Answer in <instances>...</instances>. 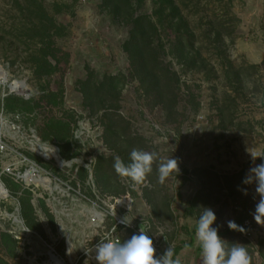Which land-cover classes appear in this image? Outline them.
Here are the masks:
<instances>
[{
  "label": "rangeland",
  "instance_id": "374dc122",
  "mask_svg": "<svg viewBox=\"0 0 264 264\" xmlns=\"http://www.w3.org/2000/svg\"><path fill=\"white\" fill-rule=\"evenodd\" d=\"M37 1L62 28L54 38L56 71L41 77L30 62L37 39L24 29L28 18L19 7L24 0H0V72L6 76L0 84V180L12 195L0 201V264L27 262L11 233L9 214L18 205L27 226L48 243L58 239L63 255L68 237L74 243L84 238L78 222L65 216L56 222L53 207L61 214H77L79 207L71 200L37 197L4 173L21 154L62 185L79 188L91 199L90 206L103 197L110 206L130 200L128 216L161 253L174 250L178 226L196 230L203 209L211 208L217 217L212 226L219 227L226 249L242 244L251 264H264V225L253 217L260 197L255 183H243L249 169L264 162V157H252L264 156V0H174L175 16L169 5L160 7L163 0ZM141 15L156 26L150 37L162 66L176 73L173 106L158 96V89L147 91L141 62L128 50L133 16ZM179 27L194 37L193 49L188 47L183 57L173 49ZM15 82L24 84V91H12ZM49 93L60 96L57 103ZM9 95L29 104L7 109ZM58 121L69 131L66 137L45 138ZM37 138L56 147L67 164L50 154L51 147H45L47 157L53 155L60 165L35 153L31 144ZM133 149L158 157L141 184L121 178L113 167L117 156L129 163ZM169 158L178 161L179 171L161 184L158 165ZM81 195L71 190L69 198ZM228 220L242 221L245 229L249 221L252 236L230 230ZM33 240L35 246L42 243ZM193 246L184 261L203 264L195 235Z\"/></svg>",
  "mask_w": 264,
  "mask_h": 264
},
{
  "label": "built area",
  "instance_id": "2783aa9c",
  "mask_svg": "<svg viewBox=\"0 0 264 264\" xmlns=\"http://www.w3.org/2000/svg\"><path fill=\"white\" fill-rule=\"evenodd\" d=\"M33 142L48 146L41 143L39 138ZM33 142L31 145L32 150L35 153L43 156V158L48 161L54 160L60 165L58 159L53 155L45 157L36 151L33 148ZM54 148L57 152V148ZM57 155L61 158L58 152ZM63 163L67 164L64 160ZM4 173L9 174L14 182L21 185L23 190H30L37 197L45 198L47 196L46 198L48 201H57L58 198H62L66 202L71 200L75 206L79 207L77 214L70 212L61 214L59 213L58 208L56 209L53 207V209H55L54 214L57 224H60L66 217V219H71L73 223L78 222L83 230V240H78L77 243H74L69 237L67 238L64 255L58 250V239H53V243H48L38 232L27 226L25 220L21 216L19 205L15 208L16 210L13 213L9 214L12 220L11 233L15 234L16 239L20 241L22 256L27 260L26 264H81L82 262H86L87 264H98L95 260V246L100 240L123 242L124 236L122 231L128 230L136 234L140 233L138 225L135 224L133 218L129 217L127 214L132 209V203L130 200L125 198L119 199L115 204L110 206L108 202L109 199L103 197L100 198L99 204L95 203L90 206L91 199L85 194L81 195V190L79 188L70 186L67 183L62 185L50 171L46 170L24 154H21L15 163L8 165L5 168ZM2 184L5 192L0 195V201L12 197L9 188H7L4 183ZM71 190L78 192L81 197L79 199H75L74 197L69 198ZM125 216H127L129 220H132L131 225L128 227H125L124 224L120 223L121 218ZM109 220L112 223L111 228L108 227ZM245 227L246 235L248 237L252 236V225L249 221L245 223ZM75 233L79 232L76 231ZM95 236H97V240H94ZM34 238H38L42 243H37V246H35ZM43 245L46 247L45 250H41L43 249ZM154 248L156 249V252L161 254L157 246H154Z\"/></svg>",
  "mask_w": 264,
  "mask_h": 264
},
{
  "label": "clouds",
  "instance_id": "9594fccd",
  "mask_svg": "<svg viewBox=\"0 0 264 264\" xmlns=\"http://www.w3.org/2000/svg\"><path fill=\"white\" fill-rule=\"evenodd\" d=\"M45 156L55 153L51 146V153L40 148ZM253 159L256 157L252 154ZM156 152H147L133 149L130 153V162L125 163L119 156L115 157L114 170L121 178H126L135 184H141L152 172L153 163L157 160ZM178 161L169 158L158 165V181L163 184L173 172H178ZM244 184L255 183V191L259 194V202L255 206L253 217L257 224L264 225V162L249 169L243 180ZM247 195L246 189H241ZM217 220L215 212L211 208H204L199 216L195 237L202 250L203 264H251V257L242 244L234 243L230 250L225 247L224 240L218 235L219 227L212 225ZM127 216L121 218L120 223L125 227L131 225ZM230 230L245 232L246 229L238 225L235 220H228ZM95 260L98 264H181L179 259H173L171 247L166 249L163 256L156 257V249L153 240L143 230L139 234H133L130 239L123 242L112 240H100L95 246Z\"/></svg>",
  "mask_w": 264,
  "mask_h": 264
},
{
  "label": "trees",
  "instance_id": "16d2710c",
  "mask_svg": "<svg viewBox=\"0 0 264 264\" xmlns=\"http://www.w3.org/2000/svg\"><path fill=\"white\" fill-rule=\"evenodd\" d=\"M127 4L130 0H126ZM141 1V0H140ZM18 2V1H17ZM19 7L22 13H25L28 18V23L24 24V29L31 36V39H37L36 43H33V51L30 55V62L35 66V73L38 76H47L56 71V66L53 64L52 59L57 62V51L54 38L59 35L61 27L58 22L51 17L44 6L40 4L37 0H24L23 3L19 2ZM170 6L172 14L179 11L174 0H163L160 7L163 9ZM172 16H175L172 15ZM135 30L128 40V50L134 60H139L141 62V70L145 74L143 79V84L147 85V91L151 92L154 89H158V96L166 98L173 106L175 102V91L178 85V79L176 73L172 70L163 67L162 62L156 53L158 47L154 46V41L150 37V32L155 30L156 26L154 22L148 18V16L141 15L134 17ZM190 35H187L185 27H179L177 29L176 43L173 44V49L178 51L183 57L185 51L188 47L193 49V39ZM147 77L150 78L148 81ZM49 99L53 103H57V99L60 96L56 93H49ZM165 96V97H164ZM29 102L24 101L20 97L9 95L4 99V106L10 110L24 109L27 107ZM52 131L46 136L56 135L60 137H66L65 133L69 132L66 128L62 126V122H52ZM43 133V132H42ZM63 137V138H64ZM39 150L43 146L39 143L34 144ZM185 175L187 171H184ZM179 196V194H178ZM238 225L243 226V222H238ZM234 231V230H233ZM196 230L190 231L185 225L178 226L174 235V252L178 253L181 249L185 247H190L194 244V235ZM184 235V236H183Z\"/></svg>",
  "mask_w": 264,
  "mask_h": 264
},
{
  "label": "crops",
  "instance_id": "0c3cea01",
  "mask_svg": "<svg viewBox=\"0 0 264 264\" xmlns=\"http://www.w3.org/2000/svg\"><path fill=\"white\" fill-rule=\"evenodd\" d=\"M122 234H123V236H124V241L127 240V239H130V238H131V237H130V234L127 233V232L122 231ZM193 249H194V246L192 245V246H190V247H185V248L181 249L178 253H175L174 250H173V259H179L180 262H181V264H188V263H186V262L184 261V259H185V257H186L188 254H190V252H191ZM161 254H162L161 256H163L164 253L162 252ZM192 264H195V261L192 262Z\"/></svg>",
  "mask_w": 264,
  "mask_h": 264
},
{
  "label": "bare ground",
  "instance_id": "6f19581e",
  "mask_svg": "<svg viewBox=\"0 0 264 264\" xmlns=\"http://www.w3.org/2000/svg\"><path fill=\"white\" fill-rule=\"evenodd\" d=\"M5 81H6V76H5V74L3 73V72H0V84H4L5 83ZM11 90L12 91H15V92H19V91H24V84H22L21 82H15L13 85H12V87H11ZM34 143V142H33ZM38 143V142H37ZM35 144V143H34ZM33 144V145H34ZM40 144V143H39ZM43 147V149L48 153V151L45 149V147H48V146H44V145H42ZM54 148V147H53ZM39 150V149H38ZM39 152L41 153V154H43L42 153V150H39ZM55 153L57 154V152L55 151ZM47 157V156H46ZM63 161V160H62ZM5 192V190H4V186H3V184L0 182V195L1 194H3Z\"/></svg>",
  "mask_w": 264,
  "mask_h": 264
}]
</instances>
